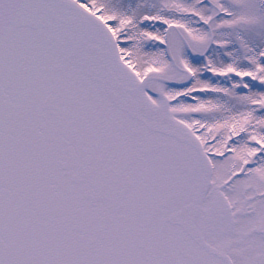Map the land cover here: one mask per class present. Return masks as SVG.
I'll return each mask as SVG.
<instances>
[{"label": "snow or ice", "instance_id": "obj_1", "mask_svg": "<svg viewBox=\"0 0 264 264\" xmlns=\"http://www.w3.org/2000/svg\"><path fill=\"white\" fill-rule=\"evenodd\" d=\"M0 264H264V0H0Z\"/></svg>", "mask_w": 264, "mask_h": 264}]
</instances>
